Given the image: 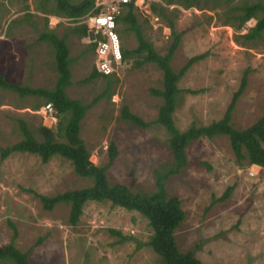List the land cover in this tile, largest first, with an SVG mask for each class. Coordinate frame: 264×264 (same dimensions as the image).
Returning <instances> with one entry per match:
<instances>
[{
    "label": "rangeland",
    "instance_id": "374dc122",
    "mask_svg": "<svg viewBox=\"0 0 264 264\" xmlns=\"http://www.w3.org/2000/svg\"><path fill=\"white\" fill-rule=\"evenodd\" d=\"M165 1L148 0L147 6L162 5L179 37L171 68L177 71L190 57L205 53L178 82L181 91L173 113L177 129L221 118L245 69L249 70L247 85L232 111L231 124L238 129L251 125L264 111V32L260 38L244 40L241 36L256 20L249 19L239 30L233 25L240 7L264 0ZM53 6V0H0V73L32 88L53 86V49L38 40L47 19L50 30L65 35L74 58L68 97L85 104L98 97L81 122L80 137L90 161L107 165V146L113 142L116 156L106 167L109 183L124 184L132 191H154L155 171L172 162L168 134L156 124L133 127L119 115L126 106L144 121L155 119L161 99L149 89L161 87V70L149 62L136 66L135 60L143 57L138 54L121 66L115 75L117 83L108 91L102 78L84 80L94 62L93 52L81 53L88 38L71 32L73 24L67 18L60 17L55 25L51 19L50 25L53 15L48 12ZM139 10L134 11L145 40L165 55L173 38L167 22L149 9L148 14ZM120 40L126 49L136 47L131 32ZM38 103L44 100L0 89V147L21 139L18 120L25 121L39 138L37 127L49 126L52 119L33 110ZM185 154L187 165L165 182L167 195L178 198L185 215L175 231L178 249L192 251L201 264H264V168L236 162L225 136L194 140ZM90 185V179L77 176L71 163L59 155L46 163L22 152L0 160V245L13 241L19 250L29 252L30 264H160L144 244L151 232L139 213L108 201H87L72 226L67 221L68 205L46 211L34 195L51 196ZM227 187H232L228 197L217 201ZM109 228L119 234H111ZM0 264L12 263L1 260Z\"/></svg>",
    "mask_w": 264,
    "mask_h": 264
},
{
    "label": "trees",
    "instance_id": "16d2710c",
    "mask_svg": "<svg viewBox=\"0 0 264 264\" xmlns=\"http://www.w3.org/2000/svg\"><path fill=\"white\" fill-rule=\"evenodd\" d=\"M54 6L48 12L53 16L64 17L70 20L73 26L71 32L79 38H86V24H78V19L86 14L94 5V0H80L71 3L70 0H53ZM187 2V0H185ZM165 3H170L169 0ZM187 5V4H185ZM124 11L116 17V32L119 37L131 32L136 40V47L126 49L121 45L123 64L127 60L135 59V56L142 54L141 60H135L136 66L141 63H154L162 72L161 87L150 88L152 96L161 99L157 108L156 117L153 121H144L138 115L131 113L126 106L120 109V119L133 127L148 128L152 124L162 126L168 134L166 143L172 156V162L155 171L154 186L152 192L132 191L124 184L109 183L106 175V167L116 156V147L113 142L107 146L108 164L99 166L90 161V152L80 137L81 122L86 111L97 102L98 97L90 103H82L78 99H71L66 89L72 85L70 80V65L74 58L69 53V47L65 35L58 36L56 32L48 28L47 19L44 20V29L38 36V40L47 42L53 49L54 69L56 78L51 88L36 87L7 81L0 73V89L12 91L19 97H38L45 103L51 104L55 124L47 127L40 124L36 132L39 138L34 136L33 130L23 120H18V130L21 139L11 145L0 147V160H4L14 152L30 153L37 155L42 163L48 162L52 155H59L68 160L74 173L82 178L91 180V185L78 189L65 190L51 196L34 193L46 211H51L59 204L69 206L67 221L74 226L82 214V209L87 201L104 202L108 201L113 206L124 208L128 211H135L147 220L150 228V236L144 243L159 257L160 264H201L194 257L192 251L182 252L178 249L175 240V231L184 220V211L181 209L180 201L175 196H168L165 188L166 180L178 174L188 163L185 149L194 140L199 138L211 139L213 137L225 136L228 139L230 148L234 154L235 161H245L247 165H255L264 168V111L261 116L251 125L238 129L231 124V115L235 104L247 85L248 69H245L238 88L232 94L230 102L222 117L213 120L205 125H196L191 122L184 130H179L174 124L173 113L177 106V97L181 89L178 82L185 71L196 61L202 59L205 53L190 57L177 71L170 66L172 54L178 46V35L174 33L173 22L167 19L165 8L157 2L149 4V10L156 16L167 22L172 41L165 55H159L152 45L145 40L141 24L138 22L135 7L127 3ZM257 14H260L258 16ZM237 23L233 25L234 30H239L249 19H255V24L250 27L241 37L244 40H253L261 37L264 32V1L246 4L239 8V13L234 16ZM94 43H87L81 51L82 56L86 52H93ZM81 56V54H80ZM105 80L104 91L117 83L114 75H98L93 66L91 72L84 80L95 78ZM194 93V91L186 90ZM41 105L38 103L33 110ZM232 187H227L225 192L217 199L223 201L228 197ZM113 235H118L117 230L109 228ZM16 231L13 227L14 239ZM40 241V239L38 240ZM28 251L19 250L13 241L0 245V261L6 260L12 264H30Z\"/></svg>",
    "mask_w": 264,
    "mask_h": 264
},
{
    "label": "built area",
    "instance_id": "2783aa9c",
    "mask_svg": "<svg viewBox=\"0 0 264 264\" xmlns=\"http://www.w3.org/2000/svg\"><path fill=\"white\" fill-rule=\"evenodd\" d=\"M148 0H94V5L86 14L78 19V24L87 26V43H94L93 68L98 75H116L123 65L121 54V40L116 32V17L124 11L127 3H132L143 14H148ZM52 25L62 20L60 17H50ZM38 113L52 119L49 126L55 123L51 104L45 103L37 109Z\"/></svg>",
    "mask_w": 264,
    "mask_h": 264
},
{
    "label": "crops",
    "instance_id": "0c3cea01",
    "mask_svg": "<svg viewBox=\"0 0 264 264\" xmlns=\"http://www.w3.org/2000/svg\"><path fill=\"white\" fill-rule=\"evenodd\" d=\"M5 78V77H4ZM6 79V78H5ZM7 80V79H6ZM7 81H9V82H12V81H10V80H7ZM14 83V82H13Z\"/></svg>",
    "mask_w": 264,
    "mask_h": 264
},
{
    "label": "bare ground",
    "instance_id": "6f19581e",
    "mask_svg": "<svg viewBox=\"0 0 264 264\" xmlns=\"http://www.w3.org/2000/svg\"><path fill=\"white\" fill-rule=\"evenodd\" d=\"M258 167V166H257Z\"/></svg>",
    "mask_w": 264,
    "mask_h": 264
}]
</instances>
